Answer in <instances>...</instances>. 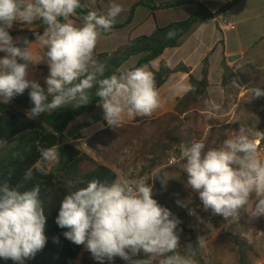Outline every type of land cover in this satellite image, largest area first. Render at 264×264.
I'll return each mask as SVG.
<instances>
[{
	"label": "clouds",
	"instance_id": "clouds-1",
	"mask_svg": "<svg viewBox=\"0 0 264 264\" xmlns=\"http://www.w3.org/2000/svg\"><path fill=\"white\" fill-rule=\"evenodd\" d=\"M83 7L82 0H0V53L5 54L0 57V103L7 105L30 89L32 107L27 116L34 119L65 106L88 105L95 87L98 107L103 109L109 127L118 128L125 113L133 118L151 116L162 103L154 73L145 65L118 68L105 76L106 66L95 56L102 32L112 29L122 5L112 2L104 14L88 11L81 26L69 22V17ZM38 19L46 25L44 31L34 32V42L25 38L24 46H19L9 29L14 23L30 25ZM176 35L173 29L166 38ZM33 43L39 44L40 61L49 68L46 90L27 78L29 66L36 63L30 51ZM178 90L188 94L196 88L184 83ZM249 93L251 99L261 98L264 88L254 87ZM209 106L220 108L214 102ZM5 144L0 139V147ZM181 151L186 185L198 194L204 211L236 221L240 211L248 212L251 204L250 218L264 217V158L243 127L219 147L206 148L203 140H192L182 145ZM40 159L58 160L56 147L41 148ZM34 172L47 175L44 167H30L24 181L32 180ZM21 187L12 186L8 180L0 182V258L13 264H25L47 242L40 187L23 191ZM188 214L197 215L191 208ZM55 222L67 229L63 233L66 239L84 245L99 264H111L116 257L126 264H197L191 244L185 248L186 254L179 251L177 229L181 221L153 198L152 185L143 179L108 184L94 178L64 196ZM203 243V237H199L198 246Z\"/></svg>",
	"mask_w": 264,
	"mask_h": 264
},
{
	"label": "trees",
	"instance_id": "trees-1",
	"mask_svg": "<svg viewBox=\"0 0 264 264\" xmlns=\"http://www.w3.org/2000/svg\"><path fill=\"white\" fill-rule=\"evenodd\" d=\"M244 1L247 0H229L212 11L200 0H171L161 3L155 0H133L127 20L122 24H114L111 31L129 26L138 8L154 14L157 11L190 4L195 6V12L186 20L156 28L149 36L129 39L124 45L111 52L95 53L96 59L105 64V76L121 68L132 57H140L134 68L145 65L149 67L151 62L159 59L165 50L179 47L182 40L192 34L202 22L217 20ZM82 4L84 7L77 9L75 14L80 20L88 11H91L86 7L85 0H82ZM25 25L27 24L21 26ZM30 25L39 26V29L9 31L12 37L24 36L18 43L21 47L24 46L25 38L34 42V32L42 33L46 27L39 19ZM173 29L177 32L176 37L166 38V34ZM101 35L106 36V32H102ZM3 55L5 54L0 53V57ZM208 68V57H206L203 61L202 77L197 80L185 65L180 64L171 69L162 61L159 70L152 71L158 90L171 75L181 72L188 75L189 83L195 86L196 91L186 94L178 102L173 113L151 121L135 117L130 124L120 123L118 128L107 126L89 139H84L80 135V129L89 127L91 122L103 115V109L97 104L95 87L90 92L91 102L88 105L79 108L65 106L51 114L42 113L34 119L27 116V111L32 107L29 98L30 89H26L22 95L13 98L7 105L0 103V139L7 142L0 147V182L8 180L12 186L20 184L21 191L39 185V196L46 215L44 231L47 242L44 248L37 252L34 258L25 261V264H76L84 245H76L66 239L63 233L67 229H62L56 224L60 202L65 195L85 187L88 181L94 178L108 184L118 181V175L112 165L119 162L125 147L138 148L139 154L148 165L146 170L151 171L159 167L169 154L176 153L180 156L179 146L190 140H203L206 148L219 147L231 133H238L241 127L254 139L255 133L264 128V124H258L261 118L264 120V104L255 109L249 97L239 100L237 113H243L240 121L226 126L219 124L215 119L205 121V115L213 114L215 111L209 106ZM221 69V87L225 93L223 105L226 106L228 88L236 79V74L225 60L221 63ZM254 87L264 88V78L255 77L250 89ZM50 100L51 97H49ZM84 116L91 117V121L71 127L76 120ZM83 139L87 140L85 145L89 151L102 159L101 163L86 150L74 145L75 142ZM52 146L56 147L58 153L56 165L51 170H47V175L34 172L32 180L24 181V173L28 168L41 167L40 149ZM179 162L181 165L184 163L182 160ZM167 171L169 179L155 186L153 198L174 215L172 210H176V201L185 200L187 197L184 191L187 187V173L177 165ZM175 216L181 221L180 216ZM217 217L222 219L220 215ZM231 243L236 252L237 264H251V256L256 254L255 249L239 235H232ZM189 244L194 248V259L197 264H205L197 242L190 238L185 248ZM185 248H180L179 251L186 254ZM0 264H13V262L0 258ZM80 264H99V262L85 256ZM105 264L109 262L105 261ZM111 264H126V262L116 257Z\"/></svg>",
	"mask_w": 264,
	"mask_h": 264
},
{
	"label": "crops",
	"instance_id": "crops-1",
	"mask_svg": "<svg viewBox=\"0 0 264 264\" xmlns=\"http://www.w3.org/2000/svg\"><path fill=\"white\" fill-rule=\"evenodd\" d=\"M155 1L161 3L171 0ZM200 1L214 11L229 0ZM194 12L195 6L190 4L170 10L157 11L154 14L143 8H138L131 24L123 29L131 30L126 42L138 36H149L158 27H165L170 23L186 20ZM69 20L75 23L76 26L83 22L73 17H70ZM221 21L232 23L235 29L227 32L220 31L218 24ZM112 31L106 32V36L110 35ZM138 32L139 34H136ZM95 53L98 54L100 52L95 49ZM232 56H238V59L228 62V59ZM206 57H208L209 63V88L207 90L209 101L219 104L221 108L225 98L224 90L221 87L222 61L225 60L226 64L236 74V79L230 85L249 86L255 80L254 75L264 72V0L244 1L217 20L202 22L192 34L182 40L179 47L165 50L159 59L151 62L148 69L157 72L162 61L171 69L182 64L190 69L195 79L200 80L203 61ZM139 58L138 56L130 58L121 68L133 69ZM184 83H189L188 75L181 72L171 75L158 90L162 101L161 107L151 116L140 118L145 121H151L173 113L178 102L186 95L178 90L179 86ZM133 119V117H129L125 113L121 123L130 124ZM107 126V122L102 115L91 122L89 127L80 130V135L84 139H88L104 130Z\"/></svg>",
	"mask_w": 264,
	"mask_h": 264
},
{
	"label": "rangeland",
	"instance_id": "rangeland-1",
	"mask_svg": "<svg viewBox=\"0 0 264 264\" xmlns=\"http://www.w3.org/2000/svg\"><path fill=\"white\" fill-rule=\"evenodd\" d=\"M112 2L119 3L123 7V11L116 18L115 24L124 23L128 18L129 9L133 3V0H85V5L91 11H97L99 14H104L107 12L109 4ZM71 17L80 20V18L76 15ZM69 22L71 21L69 20ZM82 23L83 22H81L79 26H81ZM21 25L22 23L17 22L11 27V29H9V31H35L39 29V26H32L29 24L25 26ZM130 31L131 30L122 29L112 31L108 36H100L95 48L96 51L100 53L111 52L124 45ZM136 34H139V32ZM23 38L24 36L13 37L17 44ZM30 51L33 55V61L36 63L29 66V74L27 78L39 82L40 85L46 90L45 77H47L49 74V68L46 62L40 61L41 50L39 44L33 43L31 45ZM254 76L264 78V72H259ZM251 85H246V87H243L239 84L230 85L226 100L227 105H222L221 108H219V110H215L213 114L205 115V121L208 119H215L223 126L228 124L232 125L236 121H240L243 113H237L238 103L239 100L245 95V97H249L251 99L249 93ZM241 94H243V96H241ZM251 100L255 109H257L261 104H264V97ZM94 117H96L95 114ZM90 121L91 117L84 116L76 120V122H74L71 127H77L82 125L84 122ZM262 121L264 120L261 118L258 124H264ZM236 134V132H233L230 134V137ZM260 137L264 138V128L254 135V139ZM86 141L87 140L78 141L75 142L74 145L78 148L86 150L94 159L101 163L102 159L97 157L98 155L96 156L91 151H89L87 145H85ZM190 143L191 140L179 146L178 150L180 152V156H178L176 153L169 154L167 159L164 160L159 167L151 171L146 170L148 165L144 162V159L139 154L138 148L128 146L125 147V151L123 152L121 159H119V162L115 165H112V168L118 175V182L131 183L143 179L152 185L154 190L156 185L162 183L161 177L163 176V173L166 174L165 182L169 179V172L167 169L175 167L176 165L183 169V164L181 165L179 162L181 160L183 161L181 147L182 145H189ZM56 163L57 160L53 162L42 161L40 166L46 168L47 170H51L56 165ZM157 173L159 174L155 176ZM184 191L187 197L185 200H180V202L186 204L187 206H180V204H178L176 201V210H172L174 215L181 217V223L178 225L177 229L178 235L180 237L179 244L181 249L185 248V244L190 238L194 239L198 244V238L203 237L204 243L202 247L199 246V249L201 250L205 264H237L236 252L231 243V236L239 235L243 237L256 251V254L251 256V264H264V217L251 219L248 213L252 210L251 204L248 206V212L243 209L240 211L239 219L236 221L226 220L223 217L220 219L217 217V215L203 210L202 203L199 200L197 193L193 192L189 187H186ZM189 208L194 209L197 215H189ZM197 216L200 219H198ZM85 256L92 258L91 253L88 252L85 247H83V252L79 256L76 264H80L81 259Z\"/></svg>",
	"mask_w": 264,
	"mask_h": 264
},
{
	"label": "built area",
	"instance_id": "built-area-1",
	"mask_svg": "<svg viewBox=\"0 0 264 264\" xmlns=\"http://www.w3.org/2000/svg\"><path fill=\"white\" fill-rule=\"evenodd\" d=\"M218 28L222 32L232 31L235 29V26L228 21H221L218 24ZM255 143L257 144L258 152L262 158H264V138L255 139Z\"/></svg>",
	"mask_w": 264,
	"mask_h": 264
},
{
	"label": "water",
	"instance_id": "water-1",
	"mask_svg": "<svg viewBox=\"0 0 264 264\" xmlns=\"http://www.w3.org/2000/svg\"><path fill=\"white\" fill-rule=\"evenodd\" d=\"M238 59V56H232L228 59V62H232L234 60Z\"/></svg>",
	"mask_w": 264,
	"mask_h": 264
}]
</instances>
